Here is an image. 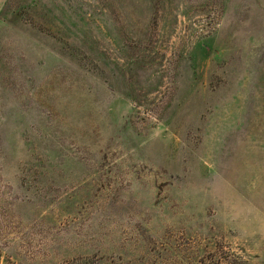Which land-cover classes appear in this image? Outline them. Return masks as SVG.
I'll use <instances>...</instances> for the list:
<instances>
[{
	"label": "rangeland",
	"instance_id": "374dc122",
	"mask_svg": "<svg viewBox=\"0 0 264 264\" xmlns=\"http://www.w3.org/2000/svg\"><path fill=\"white\" fill-rule=\"evenodd\" d=\"M264 264V0H0V264Z\"/></svg>",
	"mask_w": 264,
	"mask_h": 264
},
{
	"label": "trees",
	"instance_id": "16d2710c",
	"mask_svg": "<svg viewBox=\"0 0 264 264\" xmlns=\"http://www.w3.org/2000/svg\"><path fill=\"white\" fill-rule=\"evenodd\" d=\"M68 264H92L88 258H76Z\"/></svg>",
	"mask_w": 264,
	"mask_h": 264
}]
</instances>
